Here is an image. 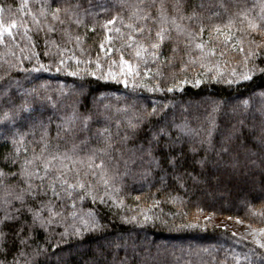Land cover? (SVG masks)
Here are the masks:
<instances>
[{"label":"snow or ice","instance_id":"obj_1","mask_svg":"<svg viewBox=\"0 0 264 264\" xmlns=\"http://www.w3.org/2000/svg\"><path fill=\"white\" fill-rule=\"evenodd\" d=\"M84 4L85 0H22L18 11L24 15L19 21L13 18L5 23L0 18V43L14 40V29L21 27L27 36L31 25L37 42L43 34V55L49 58L44 64L37 56L31 69L20 68L19 59L0 67V138L6 146L0 152V264H46L51 249L86 233L102 231L106 226L96 218V211L89 209L88 219H84L76 210L78 202L122 207L123 199L112 194L119 191L114 187L119 178L133 170L147 174L159 168L163 172L161 162L176 171L188 153L198 156L202 152L195 163L202 169L213 164L220 172L218 181L241 178L255 186L259 172L260 193L264 195V92L259 93L258 104L254 96L230 108L214 103L203 111L199 106L182 109L179 116L173 113L169 118L167 112L161 115L167 105L153 103L149 110L131 104L114 112L105 105L101 111L82 103L74 89L66 92L63 84L53 88L45 81L25 88L15 79L13 70L17 68L25 73L29 84L39 79H29L34 72L81 75L78 65L88 61L71 53L67 45L73 42L74 29L84 23L82 17L89 15ZM125 8L128 22L125 24V16L117 13L105 21V29L111 32L107 26L119 20L129 30L124 33L116 28L115 33L124 41L122 48L132 49L130 55L136 62L125 59L122 50L116 49L119 60L109 61L108 71L98 77L101 80L127 85L129 78L135 83L141 75L151 74L159 79L148 91L172 93L186 84L216 81L231 86L250 81L257 73L264 76V0H137L134 4L122 2L121 11ZM27 39L31 41L32 37ZM80 39L79 35L74 37L77 45ZM104 41L111 43L113 36L105 35L101 50L106 47ZM53 48L54 53L50 51ZM166 49L170 51L168 56L164 55ZM112 51L107 47L105 54ZM71 60L77 67L68 71ZM177 64L178 72L169 73L173 82L161 87V81L168 79L164 69H175ZM96 68L102 70L99 57ZM190 72L192 78L188 79ZM87 74L96 76V71ZM178 74L184 78L177 79ZM49 110L64 113L56 116L58 123L46 115ZM222 163L225 167L221 171ZM185 175L196 180L189 173L176 179L182 180ZM160 183L164 185L163 176ZM178 199L170 196L169 202ZM159 204L154 200L149 209L142 210L143 219L135 215L122 219L142 225L152 222L153 226L159 222L161 227L177 230L205 227L198 220L169 225L167 219L149 214L150 208ZM252 215L260 216L261 226L249 223L245 234L236 240L237 245L244 241L252 245L246 252L229 249L221 259L207 248L189 245L186 252L180 249L181 258H173V246L169 258L161 262L159 249L155 253L150 246L137 250L135 241L130 246L121 238L122 243L109 241L107 246H100L93 254V264H181L183 257L188 264H264V212ZM69 216L73 223L57 234L55 226L63 225ZM237 222L244 223L239 217ZM53 236L57 243H52ZM120 251H125L124 257Z\"/></svg>","mask_w":264,"mask_h":264},{"label":"trees","instance_id":"obj_2","mask_svg":"<svg viewBox=\"0 0 264 264\" xmlns=\"http://www.w3.org/2000/svg\"><path fill=\"white\" fill-rule=\"evenodd\" d=\"M21 2L22 0H0V8L3 9L0 12V18L5 23L13 18L19 21L21 16L24 15L23 12L18 11ZM122 2L134 4L137 0H85L84 7L88 8L89 15L82 17L84 23L78 29H74L72 33L73 42L67 45L71 53H74L83 61H88V63L78 65L81 70L80 76L73 77L68 75L67 72H34L31 73L29 79L31 77H39V79L32 80L31 84L25 81V73L20 68L31 69L36 65L37 56L41 63H49V58L43 55L45 51L43 34L41 33V38L37 42L35 28L31 25H29L31 31L27 33V36L32 37L31 41L25 36V28L21 27L14 29V40L6 39L4 43H0V67L6 66V62L15 63L19 59L22 63L20 68L13 70V75L25 88L45 81L52 84L53 88L58 84H63L66 92L69 89H74L76 93H80L79 98L82 103H86L89 108L96 106L101 111L105 105L111 106V111L114 112L117 108H125L131 104L150 110L152 104L155 103L157 106L167 105L161 115L167 112L170 118L173 113L179 116L182 109L191 110L199 106L200 110L203 111L214 103H219L221 106L227 105L230 108L241 101L250 100L254 96L257 104L259 103V93L264 92V76L258 73L254 74L253 79L250 81H238L237 84L231 86L216 81L204 82L199 86L186 84L183 89H177L172 93L148 91L147 88L154 85L156 79H159H153L151 74L147 77L141 75L135 83L129 78L127 85L116 80L99 79L98 77L102 74V71H108L110 60H119L120 52H117L116 49L122 50L125 59L136 62L130 55L132 49L122 48L124 41L118 38L115 33L116 28L121 29L124 33L129 30L119 20L114 25L107 26L112 29L111 32H107L105 29V21L111 19L117 13L125 16V24L128 22V9L125 8L124 11L120 9ZM89 3L92 7H89ZM76 35L81 38L78 45L74 40ZM105 35L113 36V41L111 43L104 41L106 47L101 50L100 42L104 40ZM33 44H38V46L32 47ZM107 47H111L113 51L106 55ZM170 47L169 45L168 49ZM81 49H83V52H81ZM168 49L164 52L165 56L170 55ZM50 51L54 53L55 49L53 48ZM33 53L36 55H33ZM28 56H32V59H25ZM97 57H99L102 70L96 68ZM69 65L68 71L77 67L75 60L69 61ZM261 66H264V63ZM151 67L155 69L156 65L152 64ZM236 67L237 71L242 70L239 66ZM178 69L179 64L175 69H164L168 79L167 81H161L160 86L166 88L170 85L173 81L169 73L172 71L178 72ZM114 70L118 71V69ZM88 71H96V76L88 75ZM187 76L188 79H191L192 73H188ZM182 78H184L183 75H177V79ZM85 96L87 97L86 101L84 100ZM40 110L43 111V109ZM63 114L62 111L57 112L56 110H49L46 113L47 116L53 118L54 124L58 123L56 116H62ZM54 134L55 128L53 127ZM5 150L4 141L0 138V152ZM202 156V152L198 156L188 153L186 160L179 161L176 171H173L167 163L161 162L163 172L159 168H153L147 174L142 170H133L131 173L122 176L114 186L118 187L119 191L112 193L114 196L123 199L122 207L112 206L109 208L99 203L93 204L90 201L78 202L76 210L81 212L84 219H88L87 212L89 209H94L98 214L96 218L106 227L100 232L86 233L82 238L69 240L67 244L60 245L58 249H51L52 254L49 255L46 264H93V254L99 250L100 246H107L109 241L122 243L121 238L128 240L130 246L135 241L137 250L141 247L150 246L155 253L159 249L160 257L158 259L161 262L169 258L168 254L173 251V246L176 248L173 258H181L180 249H184L186 252L189 245L198 249L207 248L212 254L218 255L221 259L229 249L237 253L246 252L247 248L252 247V245L248 241L237 245L236 240L240 239L242 235L224 227L218 221L222 218L237 220V217H239L246 226L249 223L253 226H261L260 216L252 215L253 212H264V195L260 193L261 185L259 181L261 177L259 172L255 177L256 187L259 188L257 190H251L248 185L252 184L241 178L229 179L226 177L218 181L216 177L220 175V172L213 164L210 163L202 169L199 164L195 163ZM224 167L225 165L222 163L220 165L221 171ZM184 173L191 174V176L196 177V180L194 181L186 175L182 180L176 179L178 175ZM161 176L164 177V185L160 183ZM218 194L222 195L218 196ZM170 196H176L179 199L175 203H171L169 202ZM136 197H140V199L137 200ZM154 200L160 201V204L150 208V215L167 219L169 225L189 221L196 223L198 220L205 227L177 230L170 227H161L159 222L153 226L152 222L142 225L130 219L128 221L122 219V217L130 218L134 215L138 219H143L141 211L149 209ZM117 203H119V200ZM198 209H202V211H198ZM185 213L186 216L183 215ZM205 217H210V219L206 221ZM72 223L73 218L69 216L63 225L55 226V232L58 234L63 231L65 226ZM232 233L236 234L235 237ZM39 239L43 243V236H40ZM248 240L250 241L251 237H248ZM52 243H57L56 236L52 237ZM128 252L130 255L131 247H129ZM119 255L124 257L125 251H120ZM181 264H188L187 257L182 258ZM257 264H259L258 261Z\"/></svg>","mask_w":264,"mask_h":264},{"label":"rangeland","instance_id":"obj_3","mask_svg":"<svg viewBox=\"0 0 264 264\" xmlns=\"http://www.w3.org/2000/svg\"><path fill=\"white\" fill-rule=\"evenodd\" d=\"M248 186H250L251 190L259 189L258 187H256V184H255V186H253V185H248ZM219 195H222V194H218V196ZM218 223H220L224 227L229 228V229H231V230H233V231H235L241 235L245 234L246 229L248 227L243 223H238L236 219H230V218H222L218 221ZM249 237H251V236L249 235Z\"/></svg>","mask_w":264,"mask_h":264}]
</instances>
